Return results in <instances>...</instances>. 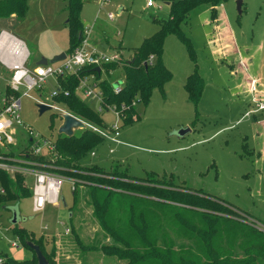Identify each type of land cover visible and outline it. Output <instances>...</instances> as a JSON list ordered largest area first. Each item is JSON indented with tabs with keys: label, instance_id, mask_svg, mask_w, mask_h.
Listing matches in <instances>:
<instances>
[{
	"label": "rangeland",
	"instance_id": "1",
	"mask_svg": "<svg viewBox=\"0 0 264 264\" xmlns=\"http://www.w3.org/2000/svg\"><path fill=\"white\" fill-rule=\"evenodd\" d=\"M149 1L155 3L153 8L147 6ZM181 1L184 0H112L99 11L97 4L84 0L81 17L84 29L91 30L86 36L88 46L101 52L121 50L124 59V64L111 74H103V79L123 86L125 64L134 58L146 39L161 30V23L170 19L171 5ZM238 1H242L241 14ZM65 8L63 0H29L25 16L13 14L0 19V30H8L25 42L30 65L35 67L42 58H47L44 54L68 52ZM108 13L115 15L113 21L108 19ZM181 28L194 46L196 62L178 35H167L161 61L170 71V79L153 89L147 102L138 97L135 113L122 127L118 144L104 141L96 145L80 164L122 181L136 180L161 190H175L174 196L181 203L169 202L159 192L127 187V191L135 192L140 198L158 202V208H153L155 213L148 216L162 226L163 231L158 233L160 240L167 238L176 243L173 262L208 264L204 263L208 256L223 257L227 252L243 260L264 240V161L252 152L260 150L262 143L256 139L259 128L254 117L260 120L264 114L245 116L256 104L247 90L244 75L231 72L240 58L245 60L246 71L258 78L264 89V0H224L215 9L201 6ZM223 42L227 55H217L215 51H224ZM231 43L236 45L238 53L228 50ZM158 60L155 57L156 63ZM195 72L205 79L198 104L186 91L188 79ZM9 78V72L0 66V105ZM57 83V79L50 78L42 89L31 92V97L21 93L23 127L54 142L67 138L59 134V128L61 114L68 108L61 102L54 104L51 96ZM239 85L244 88H238ZM41 102L56 108L40 115ZM104 118L109 122L112 116L106 114ZM23 127L17 128L18 142L12 147L15 154L29 145L28 132ZM183 129L190 132L179 137ZM82 133L76 130L74 137L79 138ZM111 149L114 153H110ZM91 151L96 156H91ZM85 183L79 185V182L72 191L71 182L64 181L62 198L66 206L61 200L59 207L48 205L39 214L32 210L31 197L17 202L6 197L0 204V259L28 254L25 259L13 260L38 264L35 253L26 247V242H32L29 235L33 233L37 241L44 237L48 254L56 247L49 264H127L126 260L107 257L101 252L82 253L76 245V235L85 246L92 245L98 233L99 239L104 240L93 208L87 203L89 183ZM24 185L28 187L29 181ZM74 192L77 203L73 201ZM169 209L183 213L187 225L173 218ZM15 211L18 222L13 224ZM234 211L244 215L242 222L241 219L238 222L242 225L227 221L235 217L231 215ZM206 217L218 220L213 233ZM17 228L25 231L18 233ZM68 228L71 233L66 235ZM109 242L108 239L103 243ZM13 243L19 247L14 248ZM180 247L184 250L179 251ZM163 263L162 259L151 257L140 264ZM253 264H264V260Z\"/></svg>",
	"mask_w": 264,
	"mask_h": 264
},
{
	"label": "trees",
	"instance_id": "2",
	"mask_svg": "<svg viewBox=\"0 0 264 264\" xmlns=\"http://www.w3.org/2000/svg\"><path fill=\"white\" fill-rule=\"evenodd\" d=\"M28 1L29 0H0V19L8 18L13 14L25 16L28 10ZM63 1L66 3L65 10L68 16L67 24L69 29V49L67 54H72L76 48L81 46L84 40L83 35L85 26L81 19L84 0ZM223 1L224 0H184L179 3H173L171 5L170 19L168 21H163L161 23V30L153 37L146 39L134 58L125 64L126 77L121 92L116 94L111 82L108 80L103 82L102 86L105 96L110 103H124L130 107L128 110V122L135 113V108L131 107L132 103L137 101L139 96L143 101L147 102L151 97L153 89L162 87L171 77L170 71L161 61L163 43L166 36L170 34L178 35L186 45L190 56L196 62L194 46L190 38L183 33L181 26L188 16L197 8L201 6H210L212 9H215V7L222 4ZM152 55L159 58L157 63L155 60L152 64L146 63ZM117 67H119L118 64H111L107 67V72ZM85 72H91V70ZM58 82L64 91L69 92V95L59 96L56 98L57 102L65 104L74 115L87 122L100 126L103 125L104 121L102 117L77 95L76 90L79 82L76 77L68 76L59 78ZM204 89L205 79L202 75L197 72L190 75L186 85V91L189 94V98L195 104L199 103ZM6 93H11V90L6 88ZM82 131L83 133L79 138L74 136L70 138L67 137L65 140H61L60 138L58 142H56L58 154L62 157V159L58 160L57 164L67 169L61 170L60 173L76 179L78 183L80 182L79 185L85 182L89 183V189L87 190L89 200H87V203L93 208V216L99 223L104 240L99 239L98 233L95 237L97 239L93 241L92 245L85 246L79 239V236L76 235L74 241L78 248L82 250V253L101 252L107 257H117L120 260H126L127 264H140L146 260H150L151 257L162 259L164 261L163 264H180L173 262L174 255L177 253L174 251V248H176L175 246H177L176 243L173 242L172 239L167 238L160 240L158 233L163 231V228L158 221H154L148 216V213L154 212L153 208H158V205H156L158 202H150L146 198H140L135 192L127 191V187L159 192L164 195L163 198H168L169 202L181 203L180 200L174 196L175 190L171 188H169V191L161 190L158 187H151L150 185L142 184L140 181L137 182L136 180L122 181L111 175L109 177L107 174L89 170L87 167L82 166L80 160L86 153L92 150L96 145L104 142L98 134L91 130L83 129ZM92 152L93 151H91V153ZM3 180L7 188V194L0 195V204L5 201L6 197L13 202H17L21 198L31 197V190L24 185L25 179L23 177L19 176L16 181H13L9 176L4 175ZM115 190H118V192ZM77 199V193L74 192V203ZM169 210L173 213L171 215L173 218L187 225L188 219L183 213L174 209ZM70 213L72 214V212ZM231 215L235 217H229L227 220L228 222H236L235 224L242 225L239 224V219H241L242 222L244 215L237 211L231 212ZM206 218L208 219L210 230L213 233L217 227L218 220ZM15 230L18 233L25 231V229L20 228ZM30 234H32L29 235L32 243L34 242V244L38 245L47 260L52 262L51 259H53L56 254V247L53 248L50 255L45 248L44 237H41L37 241L35 234ZM204 234L207 235L206 232ZM108 239L110 240L109 243H103ZM27 243L28 242H26V247L30 248ZM183 247H180L179 251H183L185 248ZM250 252L251 256L243 260L228 252L223 257L213 254L208 256L204 263L253 264L259 260H264V240L262 243L252 248ZM3 264L27 263H17L13 259L7 258ZM197 264H199V262Z\"/></svg>",
	"mask_w": 264,
	"mask_h": 264
},
{
	"label": "built area",
	"instance_id": "3",
	"mask_svg": "<svg viewBox=\"0 0 264 264\" xmlns=\"http://www.w3.org/2000/svg\"><path fill=\"white\" fill-rule=\"evenodd\" d=\"M100 9L112 3V0H98ZM148 7H154L155 3L149 1ZM161 8V7H160ZM108 19L113 21L115 15L108 13ZM90 29H84V40L72 54H67L66 59L55 64L40 66H31L30 52L24 41L11 34L8 30H0V66L10 74L9 80L6 81V88L11 93H6L2 104L0 105V195L7 194V188L4 185L3 176L7 175L13 181L23 177L25 184L31 190L32 210L35 214L45 211L48 205L59 207L62 200L63 183L69 180L72 184V191H75L78 181L60 173L61 170H67L57 164L62 159L58 154L56 142L47 139L35 133L31 128L23 127L21 118L22 96L31 97V92L40 90L50 78H65L74 76L78 79L77 95L88 104L97 114H99L104 123L102 126L91 124L86 120L74 115L69 109L63 113L69 114L82 121L85 129L98 134L104 141L118 144L121 136V129L126 124L128 118V107L126 104L110 103L103 89V74H111L113 70L107 72V67L111 64H124L121 52L113 50L112 52H101L96 48L89 47L86 36L90 34ZM155 57H149L146 63L152 64ZM100 68V73L94 71ZM91 70V72H85ZM251 92L259 93V83L257 79L249 81ZM112 84V83H111ZM114 86V92L120 93L122 90L121 83ZM64 95L68 96L69 92L64 91L59 82L52 91L54 104L56 98ZM262 99H255L257 112L264 111V92ZM136 102L131 107H136ZM40 104L54 107L53 104L41 102ZM111 115V121L107 122L105 115ZM18 127H23L28 132V147L19 154L12 151V147L17 145ZM110 153H114L111 149ZM91 156H96L93 151ZM71 233V228L66 229L65 234ZM14 248H18L17 243H13ZM4 261L0 259V264Z\"/></svg>",
	"mask_w": 264,
	"mask_h": 264
},
{
	"label": "water",
	"instance_id": "4",
	"mask_svg": "<svg viewBox=\"0 0 264 264\" xmlns=\"http://www.w3.org/2000/svg\"><path fill=\"white\" fill-rule=\"evenodd\" d=\"M238 10H239V13L241 14L242 13V1H238ZM66 57H67V53H61L59 55H56L52 60H48L47 58H42L37 63V65L40 66V65H47V64H55L57 62H60L66 59ZM94 71L100 73V68H95ZM117 85L118 84H115V86ZM38 109H39L40 115H43L46 111L51 110V107L44 105V104H39ZM61 118H62V124L59 128L60 135L63 134V135H66L67 137H73L76 130H83L86 127L82 121L78 120L72 115L63 113L61 114ZM188 132H190V129H183L178 133V135L179 137H182L186 135ZM62 202L66 206V202L64 198H62ZM71 215L72 214L70 213V217ZM17 222H18V213L17 211H15L14 217H13V224H16ZM27 245L35 252L37 260H38V264H49V261L44 256L42 250L40 249L38 245L32 242H28Z\"/></svg>",
	"mask_w": 264,
	"mask_h": 264
},
{
	"label": "crops",
	"instance_id": "5",
	"mask_svg": "<svg viewBox=\"0 0 264 264\" xmlns=\"http://www.w3.org/2000/svg\"><path fill=\"white\" fill-rule=\"evenodd\" d=\"M93 3H95V4H97V6L99 7V9H100V4H99V1L98 0H91ZM119 6H120V9H124V7L121 5V4H119ZM149 8H153V7H149ZM83 10V9H82ZM99 11H101V9L99 10ZM99 11H98V13H99ZM82 12V11H81ZM97 16H98V14H97ZM81 19H82V17H81ZM82 22H83V20H82ZM83 23H85V22H83ZM88 25V24H87ZM219 27V26H218ZM231 38H232V43L235 41H233V35L231 36ZM222 40H223V38H222ZM231 43V45H230V48H228V50H230L231 51V53H233V54H235V53H238V50H237V48H236V45L235 44H232ZM222 46H223V50L224 51H222V50H217V51H215V53L218 55H220V54H222V55H224L225 56V54L227 55V49H226V45L224 44V42L222 43ZM235 46V47H234ZM68 47H69V38H68ZM231 47L233 48V49H231ZM225 48V49H224ZM121 51V50H120ZM59 54H61V51H53L51 54H44L47 58L48 57H50V58H54L56 55H59ZM43 55V56H44ZM238 64H236L235 65V70H233L231 73H233L234 74V72L237 74V73H240V74H243L244 76H243V79H246L245 80V83L247 84V90H248V92L250 93V94H252L253 95V101L255 100V99H257V100H261L262 99V97H263V95H262V92H264V89L262 88V86H261V84H260V81H259V79L258 78H254V77H252L251 75H250V73H249V71L247 70L246 71V69H245V60H242L241 58L239 59V61L237 62ZM250 79H257L258 80V83H259V90H260V92L259 93H255V94H253L252 92H251V87H250V83H249V81H250ZM238 88H244V86H242V85H239L238 86ZM255 102V101H254ZM256 104V103H255ZM257 110V107L255 108V109H252V110H249L248 112H246V114H245V116H248V117H250V116H252V115H256V114H264V111H256ZM255 118V121H256V124H257V126H258V128H259V130H258V133L256 134V139H259L260 141H262V143H261V148H260V150H258V151H256L255 149H253L252 150V152H253V154H254V151L256 152V153H258L257 154V156H259L260 158H262L263 159V161H264V118L263 119H260V120H258V118H257V116H255L254 117ZM28 257V254H22L21 256L19 255V256H13V259L14 260H20V259H25V258H27Z\"/></svg>",
	"mask_w": 264,
	"mask_h": 264
}]
</instances>
